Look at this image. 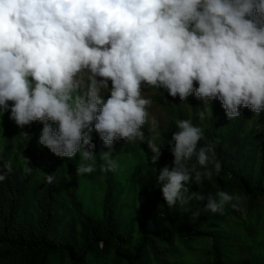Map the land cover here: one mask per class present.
I'll return each instance as SVG.
<instances>
[{
	"label": "clouds",
	"instance_id": "obj_1",
	"mask_svg": "<svg viewBox=\"0 0 264 264\" xmlns=\"http://www.w3.org/2000/svg\"><path fill=\"white\" fill-rule=\"evenodd\" d=\"M149 86L181 102L218 99L229 120L241 106L259 114L264 0H0V113L21 129L41 122L38 144L61 158L79 154L86 163L78 176L96 171L93 131L106 153L118 139L146 142L150 162L159 161L164 144L142 130L153 101L141 93ZM176 129L167 141L171 168L154 169L167 206L183 208L195 197L205 211L223 214L229 203L239 210V196L190 192V183L219 175L222 164L212 142L198 147L202 127L186 119ZM105 161L101 170L114 172ZM11 171L5 163L0 182ZM44 179L53 184L55 176ZM200 215L197 209L191 220Z\"/></svg>",
	"mask_w": 264,
	"mask_h": 264
},
{
	"label": "trees",
	"instance_id": "obj_2",
	"mask_svg": "<svg viewBox=\"0 0 264 264\" xmlns=\"http://www.w3.org/2000/svg\"><path fill=\"white\" fill-rule=\"evenodd\" d=\"M163 93L153 99L158 108H148L149 125L145 123L142 129L157 145L164 144L162 155L153 165L147 143H141L147 163L137 166L131 174L142 219L132 250L126 248L129 241L122 230L123 218L114 201L111 181L105 183L102 217L88 213L78 196L81 183L73 158H66L65 164L58 167L47 162L43 167L36 164L31 153L36 130L32 122L26 125L28 141L23 152L25 162H20L22 169L11 164V173L0 182V264H103L111 256L110 264H179L175 261L182 257L181 253L209 259V264H264V252L243 245L233 234L237 228L235 219H243L240 207L233 209L229 203L223 214L212 213L204 210L206 201L193 197L183 208L179 204L169 208L154 171L165 165L171 168L173 156L167 141L177 131L176 121L190 119L204 129L206 139L199 141L198 147L212 142L222 164L219 175L213 171L199 185L190 183V192L215 195L225 191L246 198L251 206L262 203L264 109L256 114L241 106V116L229 120L223 118L225 110L218 99L203 104L189 95L187 101L181 102L178 95ZM163 113L171 121L168 126L167 121L156 116ZM200 113L205 114L203 120ZM92 138L95 152L102 140L95 131ZM9 162L10 158L0 155V169ZM188 163L196 164L195 158ZM49 174L55 176L53 184L45 182ZM151 201L159 211L156 223L151 222L147 210ZM197 209L201 215L192 221L191 213Z\"/></svg>",
	"mask_w": 264,
	"mask_h": 264
},
{
	"label": "rangeland",
	"instance_id": "obj_3",
	"mask_svg": "<svg viewBox=\"0 0 264 264\" xmlns=\"http://www.w3.org/2000/svg\"><path fill=\"white\" fill-rule=\"evenodd\" d=\"M143 87V85H142ZM142 96L151 98L152 101L156 96L164 95L161 89H155L149 86L146 90L142 89ZM12 104V101L8 102ZM154 109L157 103L153 101ZM158 108V107H157ZM158 113V111H157ZM163 121H167V126L171 122L166 120V113L156 115ZM155 116V118H156ZM223 118L226 119V113L223 111ZM36 130L32 139L31 153L36 164L43 167L45 162L54 167L65 164V158L54 155L47 147L38 144V139L41 134L43 124L39 121H34ZM149 121L146 120V126ZM27 127L19 128L15 122L9 119V113H0V155L6 160L10 158V163L22 169L20 162H25L23 154L26 149ZM153 136V132L150 133ZM149 138H151L149 136ZM108 148L102 144L95 151L97 154L96 171L80 175V189L78 191L79 199L84 203L85 209L88 213L102 217L103 215V201L106 194V185L108 181L115 190L114 201L117 205L118 213L123 218L122 230L126 233L129 243L126 245L128 250H132L135 245L138 235L137 229L142 221L139 212V203L136 197V191L131 181V174L133 170L139 166L147 163L146 154L139 141H133L126 144L123 139L114 141L112 153H106ZM105 156L115 164V171H102L101 167L105 164ZM72 163L78 165L86 163L80 155L73 158ZM41 185V184H40ZM239 196V195H236ZM241 198L240 208L243 214L242 220L235 219L237 228L233 231L234 236L243 244L253 248L255 251L264 252V199L251 206L246 198ZM148 214L152 223H156L159 217V211L153 201L148 205ZM249 214V215H248ZM182 257L175 262L179 264H209V259H200L181 253ZM112 256L103 264H110ZM53 264H58L54 262ZM97 264V263H93Z\"/></svg>",
	"mask_w": 264,
	"mask_h": 264
}]
</instances>
